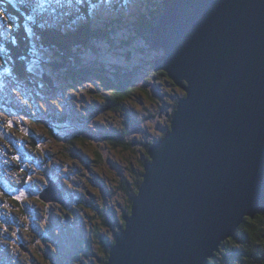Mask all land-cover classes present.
Here are the masks:
<instances>
[{
  "label": "trees",
  "instance_id": "1",
  "mask_svg": "<svg viewBox=\"0 0 264 264\" xmlns=\"http://www.w3.org/2000/svg\"><path fill=\"white\" fill-rule=\"evenodd\" d=\"M171 1L0 0L11 18L0 20L1 207L25 211L37 201L40 189L32 197H13L27 191L33 171L42 175L39 187L56 178L57 172L39 169L43 162L69 176L68 185L79 186L78 203L65 197L86 222L82 260L47 251L52 264L106 263L131 212L148 148L170 130L185 93L166 72L154 70L162 49L151 45L149 28ZM92 3L97 7L90 11ZM74 17L83 19L69 27ZM33 45L43 47L59 70L42 79L28 73ZM153 126L154 138L147 133ZM3 224L0 219L2 244L8 238ZM208 264H264V211L244 218Z\"/></svg>",
  "mask_w": 264,
  "mask_h": 264
},
{
  "label": "water",
  "instance_id": "2",
  "mask_svg": "<svg viewBox=\"0 0 264 264\" xmlns=\"http://www.w3.org/2000/svg\"><path fill=\"white\" fill-rule=\"evenodd\" d=\"M149 34L185 96L105 264H208L264 211V0H172Z\"/></svg>",
  "mask_w": 264,
  "mask_h": 264
},
{
  "label": "flooded vegetation",
  "instance_id": "3",
  "mask_svg": "<svg viewBox=\"0 0 264 264\" xmlns=\"http://www.w3.org/2000/svg\"><path fill=\"white\" fill-rule=\"evenodd\" d=\"M2 134V133H1ZM4 134V131H3ZM6 136V135H5ZM4 139V137H3ZM42 164L45 165L44 168ZM48 163H41L39 169L48 170L51 175H55V179L45 178L46 182L42 183V187L36 186L39 177L42 175L37 171H33L28 174L26 180H28V189L24 192L23 197H32L34 190L38 191V199L34 201L33 205L28 206V210H1V221L5 224L3 234L8 236L2 244V256L0 255V264H52L50 259L46 257L47 251L62 260L66 257L75 259L77 255L79 261L81 257L79 253L83 251L85 244L86 230L85 219L81 216L77 209L73 208L71 203H68L65 196H70L74 199V204L78 203L79 189L78 185L72 187L68 185L67 181H70L69 176L61 174V171H57L54 166H49ZM17 180H21L15 172H11ZM76 174H73V178ZM31 177V179H29ZM75 179V178H74ZM52 181L58 188L61 189V201L55 195L49 196L46 199L40 198V192L45 189L46 185ZM34 183L35 187L30 189V186ZM73 183V182H72ZM11 193L13 190H9ZM15 193V192H14ZM30 193V195H28ZM56 194V193H55ZM70 204V205H69ZM47 205V207H45ZM1 209V204H0ZM27 212V215L25 214ZM30 215V216H29ZM30 223L26 224V222ZM93 218V215H92ZM90 219V221L92 220ZM23 226V228H21ZM45 238L49 240L48 248L42 251L38 249V245L33 243L34 238ZM63 240L69 241L73 244V248L62 249L61 242ZM39 251V252H38ZM83 255V254H82Z\"/></svg>",
  "mask_w": 264,
  "mask_h": 264
},
{
  "label": "snow or ice",
  "instance_id": "4",
  "mask_svg": "<svg viewBox=\"0 0 264 264\" xmlns=\"http://www.w3.org/2000/svg\"><path fill=\"white\" fill-rule=\"evenodd\" d=\"M84 2V0H76L77 4H82ZM107 2V0H100V3H105ZM97 7L96 3H92L90 4V11L95 9ZM65 15H68L67 13ZM11 18L8 17L6 15V13L3 10H0V20H10ZM83 17H74L73 20L70 22L69 27H71V25H74L77 23L78 20H82ZM53 21H55V18H53ZM9 29L12 28V24L8 23L6 25ZM45 25L41 24L40 28H44ZM46 50L41 47L40 49H37L35 45L32 46L31 48V55H32V59L30 60V62L27 65V72L30 74H38L40 75L41 79L44 75H50L52 74L54 71H58L59 69H56L53 66V61L51 58H45L44 56V52ZM21 59H23V57H21ZM55 63H59V60L57 59L55 61ZM43 65H48L47 68H45ZM7 127L11 128L12 127V121L9 120L7 123ZM0 138H3L2 135H0ZM12 161H16L17 163L19 162V157L18 156H12L11 157ZM5 164L8 163L7 160L4 161ZM21 171H23V169H21ZM29 179H31V177H29ZM25 183H27V181H25ZM24 195L23 192L20 193V196H14L13 199L19 200L20 197H22ZM45 207H47V205H45ZM223 256V253L221 254Z\"/></svg>",
  "mask_w": 264,
  "mask_h": 264
},
{
  "label": "rangeland",
  "instance_id": "5",
  "mask_svg": "<svg viewBox=\"0 0 264 264\" xmlns=\"http://www.w3.org/2000/svg\"><path fill=\"white\" fill-rule=\"evenodd\" d=\"M71 1H73V0H71ZM132 0H130V2H131ZM110 2H113V0H110ZM109 2V3H110ZM108 3V2H107ZM111 4V3H110ZM92 98V97H91ZM140 105H141V103H139ZM140 110V109H139ZM153 131H155L156 132V129H155V126H153V128H152V130L151 131H148L147 133L151 136V137H156V133L155 132H153ZM110 174V173H109ZM106 175H107V173H106ZM108 176V175H107ZM35 187V185H34V183L30 186V189H33ZM28 195H30V193L28 194ZM33 243H35V244H37L38 245V249L40 250V253H41V249L39 248V247H41V248H43V249H46V248H48V243H49V240H46L45 241V238L43 237V238H34L33 239ZM61 247H62V249H64V250H66V249H70V248H73V244L71 243V242H69V241H66V240H63L62 242H61ZM77 257V255H75L74 256V258H76ZM48 264H50L49 262H48Z\"/></svg>",
  "mask_w": 264,
  "mask_h": 264
}]
</instances>
